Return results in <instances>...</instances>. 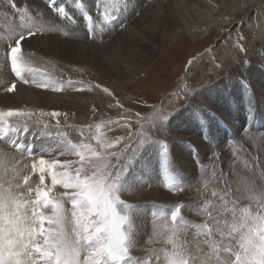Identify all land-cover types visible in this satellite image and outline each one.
Instances as JSON below:
<instances>
[{
	"label": "rangeland",
	"instance_id": "rangeland-1",
	"mask_svg": "<svg viewBox=\"0 0 264 264\" xmlns=\"http://www.w3.org/2000/svg\"><path fill=\"white\" fill-rule=\"evenodd\" d=\"M57 1L63 3L69 16L72 17L71 21H73L74 25L75 18H79L77 20L82 19L84 23L80 24V26L83 27L81 30L86 32L90 38L89 40H91L96 37L104 38L115 35L116 33L114 29L118 26L116 23L122 25L120 28L117 27L118 31L130 24L128 21H130L131 13H133L132 18L134 17L135 20L139 19L151 0H134L135 3L132 9L131 7L129 8V0H119L118 7L115 10L112 8L113 0H105L108 1V9L106 8L99 11H96L97 9H90L94 3V5L97 6L99 0ZM103 1L104 0H102V2ZM152 1L155 2L156 0ZM256 2L259 3L258 6H255ZM263 2L264 0H253L251 2L245 1L244 6H242L241 9L232 10L230 12L224 11V9L219 7V4L217 3L215 5L213 3L210 4L212 6L209 5L210 9H207L206 11L208 14L206 19L217 20L220 22L217 26H208L210 24H204V21L202 23L201 21L199 22L198 18H200V15L198 16V12L196 13L190 10V14H193L189 17V12L185 11L187 15L186 20H188L187 23L194 26L196 22L195 26L198 27V29L191 35L181 34V20L179 21L180 23L175 20V22H172L173 20L167 17L164 21L158 22L159 25H157L158 29L161 31L160 33H163L164 35L160 38H162L163 44L165 45H162L158 52H156L155 57H153V59L144 66L142 70L132 72V74L117 76V78L110 77L105 79V88L107 86L112 87V91L107 87L109 90L108 93L104 92V89L102 88L96 90L95 85L92 86V84H86L90 87L87 88V99L90 103L85 102L86 110H83L80 114H72L71 116L56 112L59 113V115L53 117L51 115L52 112L47 113L39 110L31 112L30 121L40 123L37 127L40 126L42 132L37 135L39 131L36 132L33 128H29L31 134H33L30 140L27 139L28 135H24L23 131H21L20 134L11 131L12 128L23 130L30 126L15 127L12 125V122H8L7 124L0 122V143H2L0 145L4 147L6 146L8 149L10 148L9 150H12L17 155L22 154V167L25 166L30 172L29 174L25 172V175L27 174L30 179L34 175L33 178H37L36 181L39 182V173L38 171L35 174L33 173L32 164L34 160L40 158L42 153L45 154V160H51L54 158L53 155L56 154V151L54 150L60 148L61 145L65 143H87L98 151L104 152L108 156L107 163L109 165V170L115 171L120 175L119 188L121 186L126 189L133 188L134 181L138 180V177H142L146 180L144 187L159 189L167 195L173 196L177 189V185L175 187L174 182L165 179L168 176L165 177L163 174L164 170L162 163L167 162L170 164L169 167L172 170L175 166L177 169H174L175 172L184 170L180 166L178 168L176 167L178 164L176 161L180 159L178 155L179 152V154L185 155V158H187L185 160L186 162H190V166H192L190 170L198 173L200 167L198 162L200 159L203 160L204 158L199 144L204 143L208 145V132L205 130L206 134H204L205 132H203L204 129H202V125L204 124L207 128L213 125V128L219 124L220 128L225 127V130L228 129V131L232 130L233 132V128L238 124L239 119L237 120L236 116L233 114L229 116L228 113L230 111H227L226 113L228 115L225 116L214 111L215 107L218 105L217 98L221 99V96L226 98H222V106L224 103H228L227 105L229 106L232 104L238 105L244 120L248 115H252V122L254 121L252 123V127H254L253 129L264 127V100H260V110L256 109L255 104L253 107L255 100L259 101L258 92L253 88V84H248L250 87L244 85L243 82L246 81L245 78H237L236 83L234 82L232 84L237 77V71H241L242 67H245V70L252 69L253 67L256 68L259 72L258 76H260L261 73H264V55H262L264 54ZM13 3L16 5V0H11V3H9V0H0V26H15L10 20L11 17L8 15L4 17L5 14L3 13V10L8 8L16 9L17 5L16 8H13ZM84 4L86 6H84ZM85 12L92 17L90 23H85ZM106 13L111 14V18L107 21L104 20V15H106ZM200 14L202 15V13ZM249 17H251V20H249ZM197 19L198 22L196 21ZM35 20L42 26H49L50 24L48 22H51L48 21L43 14H38V17ZM46 21L47 23H45ZM223 21L225 23L221 26ZM87 28H91L89 33L87 32ZM164 29L166 32H169L165 33ZM107 39V41H109L112 37H107ZM260 58L262 61L257 63V60ZM74 66H69L68 68H73L74 70L71 72H76L79 77H83L89 72V68L84 64L80 65V63H78ZM10 73L13 74L12 71ZM233 85L234 88L232 87ZM222 88L224 91L223 95L215 96L214 93H216V90H221ZM237 90L239 93H234V91L237 92ZM75 92L80 93V88L76 89ZM203 94H210L206 97V104L203 103L204 101L202 102L199 100L198 95ZM237 94H239L240 97L236 96V98L242 97L240 101L235 100V95ZM244 98H250L252 100L245 101ZM96 100H99V102L97 103ZM210 101L213 103L209 104ZM239 102H241V104H239ZM197 114L200 116L198 120L196 119ZM18 118L19 117L16 115L13 116V119ZM47 121L52 122H48V124L44 123ZM155 123L160 126L162 125V127L160 128L159 126V129L157 128L155 130ZM245 126V123L244 125L240 124L238 130L241 134H245L251 147L254 148L258 146L259 143H262L261 141L264 139H259L261 141H258V135L260 133L250 134L249 132H251V130H249L248 133H244ZM199 128H201V130ZM46 129H49V132L46 131ZM14 140H19L20 143L28 149L30 148L29 144L33 143L37 146L40 142L42 145L49 142L55 145V147L48 149L44 145L42 151L31 149L29 153H23L21 152L22 149L17 151V149L11 147L10 141ZM56 140L58 143H56ZM141 140L144 141L143 144H141ZM107 144H110L111 147H102V145ZM251 147L240 154L245 159L252 160L254 168L259 170V156L256 153L261 155V151L258 150V152L253 154ZM39 148L40 146L38 149ZM50 150L51 154H49ZM159 152L161 153L159 154ZM172 152L174 155H172ZM140 156H142L143 159L135 162ZM63 157L65 158L64 160L78 159L72 154H66ZM196 158L200 159L196 160ZM117 165H119V167H116ZM232 165H234V163H232ZM253 165L249 162L248 169L250 171L253 170ZM259 173L260 175H264L263 170H259ZM149 174L152 176H149ZM176 176L181 175L177 173ZM184 176L187 177L186 175ZM225 178H228V174L225 175ZM46 181H48V184H51L50 176L46 175L45 182ZM131 181H133V183H131ZM55 187L58 193L65 191V189L59 187V185ZM118 196L119 199L122 196V200L125 203L130 204V200L126 199L127 196L119 193ZM61 203L65 215V223L62 227L66 233L72 234L74 225L71 217V202L62 199ZM176 208L177 206L175 204L168 203L166 205H158V207H153L150 210L139 208L138 212L136 211V208H132L131 211L125 210L128 215H135L139 218L141 216V220H143L142 222L145 223V233L140 235V240L138 237L135 240L141 246H136V250L133 253L134 256L140 257L142 260H147L151 253L158 251L161 254V257H163V250H165V248L163 249L164 246L155 249V251L151 249H149L151 251H148V249L145 250L146 246L144 242L147 240V232H149L153 227L152 225H154V223H152L154 220L162 221V223L166 221L168 223L171 221L172 223H165V225L175 227L178 224L175 229L182 234L185 233L186 235H189V233L184 230V225L181 221L184 216L187 218V215L192 214L190 213L192 211L187 210L186 212H182V209L180 208L181 212L178 213L177 221H173L171 214ZM195 228L200 229L199 227ZM141 230L143 232V229Z\"/></svg>",
	"mask_w": 264,
	"mask_h": 264
},
{
	"label": "bare ground",
	"instance_id": "bare-ground-1",
	"mask_svg": "<svg viewBox=\"0 0 264 264\" xmlns=\"http://www.w3.org/2000/svg\"><path fill=\"white\" fill-rule=\"evenodd\" d=\"M104 1L102 2V0H99L97 6L94 5V3L92 4V7L90 9H97L96 11L103 10L106 8L108 9V1ZM151 1L146 6L145 10L143 11V14L140 16L139 19L135 20L134 17L132 18L133 13H131L130 21H132H128L130 23L128 26H125L124 28L117 31V27L120 28V26L122 25L116 23V25H118L114 29L116 34H111L113 36H107L108 38L112 37V39L109 41H107V37H96L89 40L90 38L88 34L81 30L83 27L80 26V24L84 23L82 19H80V21L77 20L79 18H75L76 20L74 21V25L73 21L63 18L61 14L58 13L57 9L64 8V5L62 2L57 0H16V9L8 8L3 10V13L5 14L4 17L7 15L11 17L10 20L15 26H0V112L7 111L9 109H17L23 113H26V115H16L19 117L18 119H13V117L6 118L7 123L12 122V125H14L15 127L30 126L28 127V129L33 128L36 132L39 131L37 133L38 135L42 132L40 126L37 127L40 123H34L33 121H30L31 112H36L38 110L47 113L61 112L63 114L71 116L72 114H80L83 110H86L85 102L90 103V101H88L87 99V88H90L88 86L89 84H92V86L95 85L96 90L101 88L105 89V79L110 77L117 78V76H123L124 74L127 75L130 73L132 74V72H138L142 70L144 66H146L153 59V57H155L156 52H158L162 45H165L163 44L162 38H160L164 35L163 33H160L161 31L158 29V22L164 21V19L169 17L171 20H173L172 22H181V28L179 27L181 30V34L191 35L198 29V27L195 26L196 22L194 26L191 24L189 25L187 23L188 20H186L187 15L185 11L189 12V17L191 14H193H190V10L196 13L198 12V16L200 15V18H198L199 22L201 21L202 23L204 21V24H210L208 26H217L220 23L217 20L206 19L208 15L206 11L207 9H210V6H212L210 4L213 3L215 5L217 3L219 4V7L224 9V11L230 12L232 10L241 9V7L244 6L245 1L251 2L253 0H156L155 2ZM134 3V0H129V8L131 7L132 9ZM258 4L259 3L256 2L255 6H258ZM84 6L86 5L84 4ZM200 13H202L203 17ZM38 14H43L44 17L46 16V19L51 22H48L50 25H47L49 26L43 25V30L40 33L31 37L26 36L25 41L22 42L21 55L25 57L26 68L24 71H22L21 77H24L30 81L29 83H26L21 77H17L13 72V74L10 73V63L6 56L7 46L14 34L18 33L21 30V26L27 28L29 27L28 25L31 26L33 23H37L35 19L38 17ZM198 19L196 20L197 22ZM249 20H251V17H249ZM45 23H47V21ZM85 23L90 22L85 20ZM224 23L225 22L223 21L221 23V26ZM89 31L90 29L87 28L88 33ZM164 31L165 33L169 32H166L165 29ZM260 61H262L261 58L257 60V63ZM78 63H80V65L84 64L89 68V72L85 74L86 76L84 75L83 77H79L76 72H71L74 70L73 68H68L69 66L73 67L75 64ZM29 68L32 69L31 72L27 71V69ZM237 72V77L234 79L232 84L234 82L236 83L237 78H245L246 81L243 82L244 85L253 84V88L255 89V91L258 92L259 98H257L259 101H256L254 99L255 103H253V107L255 104L256 109L260 110V100H264V73H261L260 76H258L259 72L254 67L252 69L247 70H245V67H242L241 71L238 70ZM13 84L15 85L13 92H7L6 89L12 86ZM250 85H248V87H250ZM107 87H109V90L111 89L112 91L111 86ZM232 87L234 88V85ZM78 88H80V93L75 92V90ZM57 89L60 90L57 91ZM223 93L224 91L222 88L221 90H216V93H214V95L221 96V94L223 95ZM234 93L239 92L237 90V92L234 91ZM207 95H198L199 100L202 102L204 101L203 103L206 104L205 101H207ZM211 95L214 96L213 94ZM236 96H239V94L235 95V100L240 101L242 99V97L239 98V96L238 98H236ZM221 97L223 99H226L224 96ZM222 98H217L218 105L215 107L214 111L216 113L221 114L222 116L228 114L229 116L232 114L235 115L237 120L239 119L238 124L233 128L232 132V130H225V127L220 128L219 124H217L213 128V125L207 128V126H205L202 122L203 125H201L202 129H204L203 132H205V130L208 132V145L204 143L199 144V147L202 149L201 153L204 155V158L203 160H201L200 158H196V160L200 159L201 161L198 162L200 164L198 173H196L195 171L192 172L190 170L192 167L190 166V162H186L185 160L187 158H185V155L179 154V152L178 155L180 159L176 161L178 163L176 167L178 168L180 166L184 170L175 172L174 169L177 170L175 166L172 170L169 167L170 164H168L167 162L162 163L164 170L163 174L165 177L168 176L164 178L167 179V181L170 180L171 182H174L175 187L177 185V189L175 190L173 196L167 195L165 192L159 189L144 187L146 180L142 177H138V180L134 179V183L133 181H131V183L134 184L133 188L126 189L125 187L122 188V186L119 188L120 190L118 193L127 196L126 199L130 200L129 205L134 206L133 208H136L137 212L139 211V208H145L146 210H150L153 207H158V205H166L168 203H173L176 206H180L182 212H186L187 210L192 211L190 212L192 214L187 215V218L186 216H184L183 220L181 219V222L184 225L183 228L187 233H189V235H186L185 233L182 234L180 231L175 229L178 224L175 227H172L169 225H165L167 221H163L164 223H162V221L154 220L152 222L154 223V225H152L153 227H150V231L147 232V240L144 242L146 246L145 250L148 249V251H155V249L162 248L163 246V249H166L167 247H169L168 245H166V241L170 237L177 239L179 242H184L185 240L193 242L197 238V236H199V238L202 240V235H200L201 229L195 227H197V225L203 224L206 221L207 208L212 207L214 204H216L220 195H224L226 190V184L230 185L233 191H235L237 188L241 190V192L236 193V195H240L245 190L250 189L253 185L264 186V175H260L259 173V170H263L264 172V140H259L264 139V127L260 129H253L254 127H252V123L254 121L252 122V115H248L244 120L242 118V113H240L239 106L236 104H232L229 106L227 105L228 103H224V105L222 106ZM244 100L251 101L252 99L244 98ZM96 101L97 103L99 102V100ZM213 102L210 101L209 104ZM239 104H241V102H239ZM227 111L230 112L227 114ZM256 113L258 114L257 111ZM199 117L200 116H198L197 114L196 119L198 120ZM48 122L52 121H47L44 123L48 124ZM244 123L246 124L244 133H248L249 130H251V132H249L250 134L260 133L258 135V141H261L262 143H259L258 146L254 148L251 147V144L246 138L245 134H241L239 132L238 128L240 127V124L244 125ZM154 126V129L156 130L157 128L159 129L160 125L155 123ZM161 127L162 125L160 126V128ZM199 129L201 130V128ZM48 130L46 129V131ZM204 134H206V132ZM24 135H28L27 139L30 140L33 134H31V132L29 131V134L27 133ZM56 143H58L57 140ZM29 145V149L23 145L22 150L20 149L21 152L29 153L31 149H35L36 151H42L44 149V145L48 149H52L53 147H55V145L49 142L44 143L43 145L40 142L39 144H37V146L33 143ZM39 146L40 148L38 149ZM250 147L253 150V154L258 152V150L261 151V155L259 153H256L259 156V170L254 168V163L252 160L245 159L240 154ZM9 149L6 146L4 147L0 145V154H6V158L0 159V177H6L8 180L12 181L13 186L15 185L16 181H19L23 185V176L25 175V172L28 174L30 172L29 170H27V168H25V166L22 167V154L20 153L21 155H17ZM160 153L161 152H159V154ZM58 155L59 153L56 152V154H54L53 156L55 157ZM172 155H174V153ZM59 159L63 161L65 158L63 156H60ZM142 159L143 157L140 156L137 160H135V162L141 161ZM249 162H251V165H253L252 171L248 169ZM232 163H234V165H232ZM177 173H179L181 176H176ZM226 174H228V178H225ZM184 175H186L187 177H185ZM33 176L29 180V183L32 185L33 189H35L39 182L36 181L37 178L34 179ZM149 176L152 175L149 174ZM47 182L48 181H46L47 186L52 187V194L58 195L59 193L55 189L56 187H53ZM5 187H7V184H5ZM59 187L61 186L59 185ZM212 192H216L217 197H213L211 195ZM32 194L34 195V191ZM232 198L233 197L231 194L226 197V199H228L229 201H231ZM122 199L123 197L121 196L120 200ZM230 206L231 204L229 203V207ZM129 216L132 221L130 231L134 233L135 240L137 239V237L140 240V235L145 233V223L142 222L143 220H141V216L140 218L136 217L135 215ZM141 229H143V232ZM173 229H175L177 233V235L175 236L173 235ZM165 233H167V235H164ZM137 245H139V247L141 246L136 242V246Z\"/></svg>",
	"mask_w": 264,
	"mask_h": 264
},
{
	"label": "snow or ice",
	"instance_id": "snow-or-ice-1",
	"mask_svg": "<svg viewBox=\"0 0 264 264\" xmlns=\"http://www.w3.org/2000/svg\"><path fill=\"white\" fill-rule=\"evenodd\" d=\"M118 4L119 0H113V10ZM12 7L16 5L13 3ZM57 11L63 18L72 19L64 8ZM110 18L111 14L104 15L105 21ZM84 19L91 22L92 17L85 12ZM42 30L38 23L27 28L21 26L10 40L6 56L17 77L26 68L25 57L21 55L22 42L26 36ZM14 88L13 84L6 91L11 93ZM15 115L26 113L17 109L0 112V122L7 124L6 118ZM51 115L56 117L59 113ZM11 131L27 134L30 130ZM10 145L17 150L23 148L19 140L10 141ZM54 151L59 155L51 160H45L42 153L33 161V173H39L35 189L28 175L23 176V185L16 181L14 186L6 177H0V264H264V186L253 185L236 195L241 190L233 191L226 184L224 195L207 208L206 221L197 225L202 240L197 236L193 242H179L170 237L163 258L154 252L142 260L133 254L136 241L130 231L132 221L125 212L134 206L119 199L120 175L109 170L108 156L87 143L68 142ZM65 154L78 159L61 161L59 157ZM3 158L6 154H0V159ZM46 175L53 187L60 185L65 191L52 194V187L45 182ZM229 194L233 197L231 201L226 199ZM211 195L217 197L216 192ZM62 199L71 202L72 234L62 227L65 223ZM179 212L177 206L171 214L173 221ZM173 235H177L175 229Z\"/></svg>",
	"mask_w": 264,
	"mask_h": 264
}]
</instances>
